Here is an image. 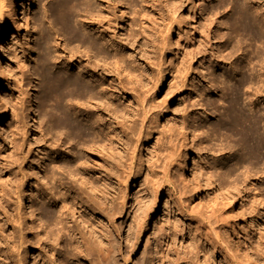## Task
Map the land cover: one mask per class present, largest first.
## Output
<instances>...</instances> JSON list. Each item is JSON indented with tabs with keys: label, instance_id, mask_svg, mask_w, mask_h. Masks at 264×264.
Masks as SVG:
<instances>
[{
	"label": "rangeland",
	"instance_id": "1",
	"mask_svg": "<svg viewBox=\"0 0 264 264\" xmlns=\"http://www.w3.org/2000/svg\"><path fill=\"white\" fill-rule=\"evenodd\" d=\"M110 1L108 36L87 29L82 10L73 38L53 24L59 0H30L28 25L20 20L6 40L14 75L0 85V264H264V157L250 158L226 127L236 95L245 112L260 107L264 124V0ZM238 8L253 34L235 29ZM50 74L89 86L63 103L85 134L57 124ZM172 155L192 159L190 177ZM77 169L108 185L98 186L107 198L70 174ZM56 192L83 202L82 216H70L60 243L26 249L45 229L35 205ZM84 240L104 253L71 259Z\"/></svg>",
	"mask_w": 264,
	"mask_h": 264
},
{
	"label": "bare ground",
	"instance_id": "2",
	"mask_svg": "<svg viewBox=\"0 0 264 264\" xmlns=\"http://www.w3.org/2000/svg\"><path fill=\"white\" fill-rule=\"evenodd\" d=\"M29 1L30 0H0V59H3V62H4V69L0 70V85L2 84L3 81H6L7 87H8L9 82H10V78H12L14 75L13 64L11 63V61L9 59V53L7 50V45H6L7 41L6 40L9 36V34L13 30L17 29L20 26V20L24 19L25 18L24 15H26L28 13L27 3H29ZM228 1L229 0H221V1H219V3H220L219 5L225 6L228 3ZM104 2L107 3V5L103 4ZM57 3L58 4L54 7L53 13H52L53 24L55 26H60V28L63 29L64 32L68 33L69 36H72L73 38L77 37L76 32H75V30L77 28L74 30V23L77 20L76 18H79V16H81L82 10H84V13L86 16L85 19L83 17L82 18L87 23V29L89 27H94V28H96V30L101 35L105 34L106 36H108L107 35V29L104 26H105V24L111 25V23L113 21V18L111 17V5L112 4L110 5V3H111L110 0H100V3H99V0H59V2H57ZM102 4L105 6L103 7ZM259 7H261V5ZM234 10L235 9H233V11ZM262 13L264 14V11ZM234 14H235V19H234L235 29L242 31V32H245V33L250 32V34L251 33L253 34V31H255V30H253L254 25L252 26L253 23H251V20H250V17L248 15L247 10L245 8H238L236 10V13H234ZM258 14H259V12H258ZM25 23H26V25H28V18H25ZM91 44H92L91 48L94 49L96 44H93V43H91ZM106 60H108V59H106ZM106 64L108 66L110 65L108 63H106ZM91 67H95V65L91 66ZM2 68H3V66H2ZM92 70H94V69H92ZM50 75H51V77H48V78L46 77L47 78V80H46L47 95L46 96H47V99L52 103L51 107L53 106L52 110L54 112V117H55V120L57 121V124L59 126L69 128L70 130H72L73 132H75L78 135L85 134V130L82 129L81 127H79L74 122L73 118L71 116H69L64 111L63 103H64V101L68 100L69 98H74L75 96H79L80 94H83V93H89V90H88L89 86L83 85L77 77L76 78L72 77V76L70 77L67 74L66 75L65 74L64 75L63 74L62 75L57 74L54 76H52V74H50ZM44 76H46V75H44ZM246 79H243V80L246 81ZM249 80H251V79H249ZM247 82H251V81H248V79H247V81L244 82L243 85L246 86ZM102 83H104V81ZM240 86H242V85H240ZM258 91H260V90H258ZM258 91H256L253 95H259L258 93H260V92H258ZM5 98H6V96L4 95V99ZM255 103L256 102H254V104ZM251 104H252V101H251ZM256 105H257V103H256ZM254 106L255 105L251 106L252 107L251 111H253V113L254 112L257 113V111L261 112L258 110L260 107L256 109V107H254ZM4 107L0 111V125H3L4 120H5V116L7 114V109H6V107L5 108ZM229 109L230 110H229L228 114L226 115L227 120H228L226 123L227 129L230 130L232 133H234L238 137L240 144L242 145V147L246 148L247 154L250 158L257 159L260 157H264V137H261V133H260V130L264 127V124H262L260 119H258V117H257L258 113L255 116V113H254V115L250 113V109H249V113H247L248 110H247V112H245V110L243 108H241L239 105L237 95H236V101H234L231 104ZM260 114L261 113H259V115ZM111 140L112 139H110V138L107 139L108 145L105 147L109 148V146L112 144ZM93 149L100 151V148L98 149V147H95V148L93 147ZM171 159L174 162L176 161L178 169L182 173L183 177H190V174H191V171L193 168V163H192L191 158L185 159L182 157L181 159H179V158L174 159V155H172ZM108 166H109L108 164H106V165L104 164L103 166L99 165V167L101 169L105 168V170ZM99 167H97V169ZM55 168L60 169V170L62 169L61 166H59V165L58 166L55 165ZM110 168H111V166H110ZM110 168L109 167L107 168L108 172H110V170H109ZM111 172H112V170H111ZM164 173H165V177L169 181L171 179V176L169 175V173H171V163L165 164ZM70 174L72 176L73 175L74 176L80 175L79 178L82 179L81 183L84 184L86 187H88L91 190V192L95 193L97 196L101 195L103 198H107L104 196L107 195L106 192L109 189L106 192L102 189L103 188L107 189L108 185H105V187L102 188L101 186H99L95 183L96 180L93 181L94 180L93 178L92 179L88 178L84 173H81L79 171V169L71 170ZM46 177L48 180H51V179L56 180V177L53 174H50L49 172L46 173ZM110 177H111V175L109 176V173H108L102 181L105 182V184H109L111 182ZM110 184H112V183H110ZM98 186L101 187L102 189H100ZM110 186H112V185H110ZM75 192H77V190H75ZM152 192H153V195H152L153 199L156 200V202H158L159 191L155 190ZM23 194H24V192H23ZM76 198H77V196H76ZM108 198H109V195H108ZM77 199L70 202L67 200L65 193L57 194V192H56L54 195H51V196L49 195L44 200V202H42L41 204L39 203V204L35 205L34 211H37L41 215V217H42L41 220L43 222V226H45V229L43 228L44 230H42V229L36 230L35 234H33V241L34 242L30 241L29 245H27L28 242L26 241L28 234L23 233V230L20 229L21 230V233H20L21 244L19 246H21L23 248V245H25V246L27 245L26 249L34 243H36V245H38V246H41L42 243L46 242L45 241L46 239H49L48 241H50V239H53V243L55 242V244L60 243L62 241L61 240V234L65 231V227L68 226L70 223V218H71L70 216H72V217H74L76 215L78 217L82 216V213H79V208L82 209V207H84V204H83V202H79ZM6 200H8V199H6ZM38 200H40V199H38ZM46 204H49L52 206L46 207ZM90 207H93V206H90ZM6 217L9 218V216H6ZM2 229L4 230V227ZM15 230H16V227H14L13 231H11V234L14 235L17 232ZM13 235L12 236L9 235V238H10V236H11V238L14 237ZM44 236H45V238H44ZM25 241L27 242V244H24V243H26ZM94 243L95 242H92V241H88V242L82 241V244L79 243V245L76 246L77 252L75 253V255L71 256V259L74 260V259L81 258L84 261L89 260L92 257V254L95 250H97V252H99V253H101V252L104 253L103 249L97 248V246H95ZM53 245H52V247H53ZM43 248L45 249V246ZM43 248L41 246L42 251L44 250ZM24 249H25V247H24ZM24 252H26V251H24ZM105 254H106V256H108L107 258L110 259V257H111V255H109L110 250H107V252ZM46 259H47V257H46ZM89 262H90V264H94V263H91V259L89 260ZM60 264H67V263H63L61 261Z\"/></svg>",
	"mask_w": 264,
	"mask_h": 264
}]
</instances>
